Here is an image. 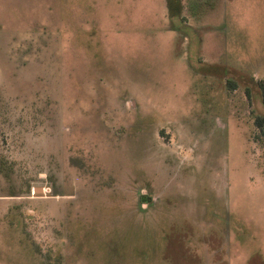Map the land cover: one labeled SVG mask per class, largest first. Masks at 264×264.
<instances>
[{"label": "rangeland", "instance_id": "obj_1", "mask_svg": "<svg viewBox=\"0 0 264 264\" xmlns=\"http://www.w3.org/2000/svg\"><path fill=\"white\" fill-rule=\"evenodd\" d=\"M180 1L0 0V264H264V0Z\"/></svg>", "mask_w": 264, "mask_h": 264}, {"label": "trees", "instance_id": "obj_2", "mask_svg": "<svg viewBox=\"0 0 264 264\" xmlns=\"http://www.w3.org/2000/svg\"><path fill=\"white\" fill-rule=\"evenodd\" d=\"M168 7H169V12L172 15V17L181 18V12H182L183 7L181 6V1L180 0H175L174 4L171 3L170 0H168ZM182 19H184V18H182ZM227 84L230 86L231 89L234 86V83L232 81H230V80L227 81ZM258 86H259V89H260V92H261V96H262L261 97L262 98V104L264 105V80H259L258 81ZM255 124L258 127V129L260 130L261 135L264 138V115L257 116L256 120H255ZM145 200H147V197L143 195L141 197L140 203L149 201V199L147 201H145ZM256 254H254V255H256Z\"/></svg>", "mask_w": 264, "mask_h": 264}]
</instances>
